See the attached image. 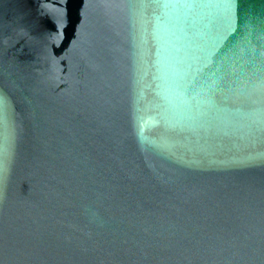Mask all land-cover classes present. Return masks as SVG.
<instances>
[{"label": "water", "instance_id": "1", "mask_svg": "<svg viewBox=\"0 0 264 264\" xmlns=\"http://www.w3.org/2000/svg\"><path fill=\"white\" fill-rule=\"evenodd\" d=\"M0 264H264V0H0Z\"/></svg>", "mask_w": 264, "mask_h": 264}]
</instances>
